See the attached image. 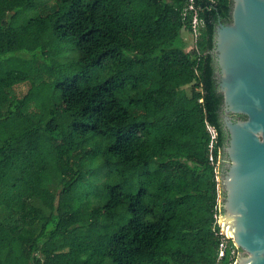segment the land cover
Returning a JSON list of instances; mask_svg holds the SVG:
<instances>
[{"label": "trees", "instance_id": "16d2710c", "mask_svg": "<svg viewBox=\"0 0 264 264\" xmlns=\"http://www.w3.org/2000/svg\"><path fill=\"white\" fill-rule=\"evenodd\" d=\"M230 19L231 0H0V264H232L206 126L217 155Z\"/></svg>", "mask_w": 264, "mask_h": 264}, {"label": "water", "instance_id": "95a60500", "mask_svg": "<svg viewBox=\"0 0 264 264\" xmlns=\"http://www.w3.org/2000/svg\"><path fill=\"white\" fill-rule=\"evenodd\" d=\"M211 53L226 136L220 229L238 248L234 264H264V0H231Z\"/></svg>", "mask_w": 264, "mask_h": 264}, {"label": "built area", "instance_id": "2783aa9c", "mask_svg": "<svg viewBox=\"0 0 264 264\" xmlns=\"http://www.w3.org/2000/svg\"><path fill=\"white\" fill-rule=\"evenodd\" d=\"M189 8L192 9L193 5H190ZM203 25H204V22L198 17V14L195 12V14L193 15V18H192V31H193L192 34L194 35V38H195L194 40H196L197 37L199 36L200 28L203 27ZM206 126H207V130L210 134V144H209L210 156H209V158L215 165L216 179H217V181H219L220 165H221V157H222L221 147L218 150L217 155H215V153H214L219 133H218L217 128L214 125L207 122ZM219 185H220V181H219ZM220 191H221V189H220ZM215 218H216V222L218 223V226H219L218 230L216 231V233L219 235V245H218L219 258L224 256L227 250H230L231 259H232L231 263L234 264L235 259L238 256V248L232 239L227 238L221 232L220 222H219V218H220V196H219V200H218L217 212L215 213Z\"/></svg>", "mask_w": 264, "mask_h": 264}, {"label": "rangeland", "instance_id": "374dc122", "mask_svg": "<svg viewBox=\"0 0 264 264\" xmlns=\"http://www.w3.org/2000/svg\"><path fill=\"white\" fill-rule=\"evenodd\" d=\"M33 12L34 11L31 10L29 13H33ZM183 36H184V39L186 41L185 47L187 49L191 48L193 45L194 39H195L194 35L185 30V31H183ZM29 86H30L29 82H24V83H20V84L16 85L15 86L16 93L19 96H22L23 94H25L27 92Z\"/></svg>", "mask_w": 264, "mask_h": 264}, {"label": "flooded vegetation", "instance_id": "af4514ba", "mask_svg": "<svg viewBox=\"0 0 264 264\" xmlns=\"http://www.w3.org/2000/svg\"><path fill=\"white\" fill-rule=\"evenodd\" d=\"M225 135V134H224ZM225 139H226V136H225ZM225 141V140H224ZM223 147V146H222Z\"/></svg>", "mask_w": 264, "mask_h": 264}]
</instances>
